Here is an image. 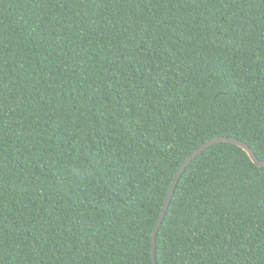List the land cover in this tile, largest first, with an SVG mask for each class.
I'll use <instances>...</instances> for the list:
<instances>
[{"label": "trees", "instance_id": "1", "mask_svg": "<svg viewBox=\"0 0 264 264\" xmlns=\"http://www.w3.org/2000/svg\"><path fill=\"white\" fill-rule=\"evenodd\" d=\"M264 0H0V264H264Z\"/></svg>", "mask_w": 264, "mask_h": 264}, {"label": "water", "instance_id": "2", "mask_svg": "<svg viewBox=\"0 0 264 264\" xmlns=\"http://www.w3.org/2000/svg\"><path fill=\"white\" fill-rule=\"evenodd\" d=\"M218 142H228V143L234 144L236 146H239L240 148H242V150H244L246 152V154L248 155L249 159L253 162V164H255L256 166H263L264 165V159L260 160L256 156V154L253 152V150L251 149V147L249 145H247L244 141H241L236 137H232V136L212 137V138L208 139L207 141H205L203 144H201L198 148H196L181 163V165L179 166L175 176L173 177L172 183H171V185L168 189L167 195L165 197L161 212H160L159 217L157 219V222L153 228L152 235H151V246H152V258H153V260H154V251H155V235H156L158 227H159V225H160V223L164 217L165 211L169 205L170 199L172 197V193H173L174 188L176 186V183L180 177V174L183 172L185 167L190 163V161L194 157H196L202 150H204L208 146L215 144V143H218ZM153 264H155V262H153Z\"/></svg>", "mask_w": 264, "mask_h": 264}]
</instances>
